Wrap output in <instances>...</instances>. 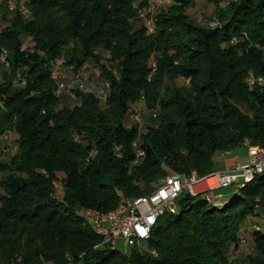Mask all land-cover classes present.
Returning <instances> with one entry per match:
<instances>
[{"label":"trees","instance_id":"obj_1","mask_svg":"<svg viewBox=\"0 0 264 264\" xmlns=\"http://www.w3.org/2000/svg\"><path fill=\"white\" fill-rule=\"evenodd\" d=\"M9 1L0 0V138L10 133L13 148L0 174L25 179L0 185V264H264V226L250 228L254 252L237 256L248 219L264 220V173L218 205L184 193L179 212L129 253L96 247L78 214L150 194L173 172L216 171L217 151L264 145V87L246 83L251 70L264 76V0H208L206 21L186 12L197 0H172L155 35L138 17L149 0H23L26 12ZM61 57L73 77L85 64L99 69L101 87L58 93ZM140 104L146 133L131 118Z\"/></svg>","mask_w":264,"mask_h":264},{"label":"built area","instance_id":"obj_2","mask_svg":"<svg viewBox=\"0 0 264 264\" xmlns=\"http://www.w3.org/2000/svg\"><path fill=\"white\" fill-rule=\"evenodd\" d=\"M170 1L149 0L146 6L138 8V17L141 19L148 35L156 34V16ZM17 6L22 12L27 11L23 0L20 1L19 5L14 0L8 2V7L11 10ZM200 20L203 19L200 18ZM207 22L211 26H219L217 20H208ZM236 41L237 37H233L231 40L232 43ZM0 58L7 63L6 54L3 53ZM64 61V57L56 60L51 75L58 84V93L66 89V83L61 73V66ZM151 66L153 69L156 68L155 61L152 62ZM89 78L88 65L85 64L73 77V84L76 87L83 88ZM246 83L249 87H264V76L251 70L246 76ZM109 85L110 83L106 82V86L109 87ZM101 94L105 96V90H101ZM131 118L139 125L141 132H147L146 122L143 121L138 107L131 109ZM0 140L2 145L1 156L12 150L13 143L10 133L4 134ZM133 147L136 149V161L142 159L145 156V149L142 147L140 139L133 141ZM245 147L247 149V160L245 162L235 161L228 169H218L207 175H200L195 170L189 174L173 172L166 175L160 186L150 194L123 198L115 208L108 211L84 207L78 210V214L101 238V243L96 247L108 245L116 249V243L120 239L125 240L127 247L141 245L149 239L161 216L165 214L174 215L179 212L178 200L184 193L194 197H202L210 204L218 205L224 197L223 189L231 186L237 189L241 188L253 180L256 175L264 173V145L254 144L247 140ZM121 149V146L116 147L119 155ZM229 153L230 151L224 152V154ZM60 183L56 182V193H58ZM120 251L128 253L126 248ZM70 264L75 263L71 262Z\"/></svg>","mask_w":264,"mask_h":264},{"label":"rangeland","instance_id":"obj_3","mask_svg":"<svg viewBox=\"0 0 264 264\" xmlns=\"http://www.w3.org/2000/svg\"><path fill=\"white\" fill-rule=\"evenodd\" d=\"M172 1V0H171ZM170 1V3H171ZM8 5V4H7ZM222 5H225V3H223ZM215 8L216 5L208 0H197L196 4L193 7H189L186 12L188 13V15L191 18H203V19H209L210 17H213L215 14ZM202 21H206V20H202ZM89 75L90 78L89 80L85 83L86 89H90V88H100L101 87V80L98 78L99 75V69H97L96 67H89ZM61 73H62V77L64 79V81H66V84L68 85V87H71L73 85L74 79H73V72L71 69L65 67V66H61ZM71 104H74L75 99L72 97L70 99ZM138 108L142 114L143 117V121L144 122H148V111L147 109L144 107V105L140 104L138 105ZM233 157H238L240 159V161L245 162L247 160V149L246 147H239L236 148L235 150H233L232 154L227 156L224 155L223 152L221 151H217L214 154V159L216 161V163L218 164H222L223 162H225V160H229ZM25 179V175L23 173H20L17 170H13L8 174H4L1 173L0 174V185H4L8 182L11 183H15V184H21ZM61 184V185H60ZM58 185V193H56V198L58 200H61L64 198V193H65V189L62 183H60ZM234 190V187L231 186L229 188H225L222 190V192L226 193V192H230ZM248 225L243 226L241 229V235L243 236L244 242H242V246L240 247V249L238 250V259L241 261H244L245 257L247 254L249 253H253L254 252V248H253V242H252V238L250 235V228H254L257 225L263 227L264 226V220L262 217H250L248 219ZM116 246L118 249L123 250V249H127L128 253L131 251V247H127L126 246V242L124 239H120L117 241ZM238 262V260H237Z\"/></svg>","mask_w":264,"mask_h":264},{"label":"crops","instance_id":"obj_4","mask_svg":"<svg viewBox=\"0 0 264 264\" xmlns=\"http://www.w3.org/2000/svg\"><path fill=\"white\" fill-rule=\"evenodd\" d=\"M232 152H233V150L230 151L229 154H224V152H223V154L229 156V155L232 154ZM238 160H240L238 157H233V158H231V159H229V160H225V162H223L222 164H221V163H220V164L216 163V165H217V168H218V169H228V168H230V166H231L235 161H238ZM230 192H231V191H230ZM230 192H226V194H229Z\"/></svg>","mask_w":264,"mask_h":264}]
</instances>
